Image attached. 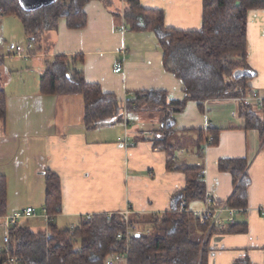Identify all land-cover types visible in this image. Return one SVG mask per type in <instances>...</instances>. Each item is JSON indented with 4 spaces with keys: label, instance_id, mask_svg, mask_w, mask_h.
<instances>
[{
    "label": "crops",
    "instance_id": "0c3cea01",
    "mask_svg": "<svg viewBox=\"0 0 264 264\" xmlns=\"http://www.w3.org/2000/svg\"><path fill=\"white\" fill-rule=\"evenodd\" d=\"M127 1L88 3L86 27L72 30L62 19L45 35L42 49L30 47L17 17L0 15V81L7 97V117L0 123V176L7 180V215L30 207L42 213L47 173L61 183V212L52 222L59 230L77 227L88 215L127 207L133 220L161 216L171 211L173 196L185 190L186 175L168 168V153L149 137L156 118L126 114L122 124L89 130L81 96L40 93L46 62L66 56L81 57L77 68L85 81L122 102L137 91L151 90L167 92L170 101L184 100L182 83L164 68L156 34L131 31L126 25ZM137 1L146 10L162 11L167 28L195 32L202 27L203 0ZM247 40L248 64L254 72L248 86L261 99L252 106L264 118V10L248 13ZM118 64L120 73L115 72ZM240 106L239 99L209 100L202 106L189 101L174 115L172 164L203 165L206 191L219 200L229 202L236 189L233 176L221 171L219 162L242 159L248 164V205L225 231L206 232L209 264L240 259L264 264V137L246 127ZM210 132L218 135L215 146H207ZM125 135L134 147L119 142ZM202 207L203 203H193L189 208ZM21 224L35 233L49 231L43 217ZM0 230L4 235L1 219Z\"/></svg>",
    "mask_w": 264,
    "mask_h": 264
},
{
    "label": "trees",
    "instance_id": "16d2710c",
    "mask_svg": "<svg viewBox=\"0 0 264 264\" xmlns=\"http://www.w3.org/2000/svg\"><path fill=\"white\" fill-rule=\"evenodd\" d=\"M92 1L109 5L111 0H57L35 8L23 6L20 0H0V15L17 17L24 26L30 47L42 49L45 35L55 31L62 19L69 29H84L88 21L84 9ZM126 5L125 21L131 31L156 34L163 51L164 68L182 83L184 100L170 101L167 92L151 90L137 91L122 102L116 95L103 92L99 85L85 81L77 68L81 57L70 59L66 56H56L46 62L40 93L81 96L84 124L89 130L122 124L126 114L158 120L149 137L156 148L168 153V168L186 175V188L173 196L171 211L142 220L131 218V223L139 224L142 230L148 228L150 233L131 239L128 264H209L205 234L220 229H209L191 212L179 211L183 201L188 209L193 203H203L206 185L201 177L203 165L172 164L171 140L176 133L174 115L181 113L189 101L202 106L209 100L242 99L252 93L248 86L252 78L249 73H254L248 64V13L264 10V0H203L202 27L195 32L167 28L162 11L146 10L137 0H128ZM6 98L0 81V123L7 117ZM239 112L246 127L257 130L264 137V118L253 106L241 104ZM208 134L214 137L208 146L217 145V133ZM247 167L242 159L219 162V169L230 173L236 183L228 203L237 209L248 205ZM46 181L44 208L54 220L61 212V183L52 173H47ZM7 213V180L0 176V219ZM125 230L118 216L107 221L105 214L85 219L68 230H59L51 222L48 233H35L29 226L19 224L10 230L8 253L24 259L25 264H105L109 256L125 251L126 241L117 240L118 234ZM234 264L250 263L248 259H240Z\"/></svg>",
    "mask_w": 264,
    "mask_h": 264
},
{
    "label": "built area",
    "instance_id": "2783aa9c",
    "mask_svg": "<svg viewBox=\"0 0 264 264\" xmlns=\"http://www.w3.org/2000/svg\"><path fill=\"white\" fill-rule=\"evenodd\" d=\"M122 32H125L126 29H122ZM17 52L19 55L22 53V48L17 47ZM122 71V66L120 64L115 68L116 73H120ZM241 104L252 105L255 101L260 99L259 95L255 92L251 93L246 98L239 99ZM113 126V125H110ZM214 140V137L210 136L207 141V146L210 145ZM119 142L122 143L126 147H134L136 144L133 141H130L127 135L120 137ZM206 170L203 168L201 171V177L203 181H205ZM180 212H191L196 218L199 219L200 223L203 225H207L209 229H226L230 224L235 223L236 217L243 213L245 209H237L231 207L228 202H224L215 197V195L206 191L205 199L203 201L202 209L191 210L186 208V203L183 201L179 207ZM133 215V211L131 208L127 207L121 211L114 213L105 214L107 221H111L114 216H118L120 220L126 226V230L123 233L118 234L117 240L126 241L127 247L125 251L119 254H115L109 256L105 260V264H128L131 248L130 241L134 236L141 235L142 233L149 234L150 231L148 228L145 230L141 229V226L137 223H131V218ZM35 217H43L46 223L49 225L53 222V217L47 214L45 208L42 209V213H37L36 209L30 207L27 209L15 211L11 214L6 215L2 218L3 226H4V235H3V247L0 248V264H25L24 259H21L17 256H11L8 253V245L10 242V230L23 221L35 218ZM93 216L88 215L86 220H91Z\"/></svg>",
    "mask_w": 264,
    "mask_h": 264
},
{
    "label": "water",
    "instance_id": "95a60500",
    "mask_svg": "<svg viewBox=\"0 0 264 264\" xmlns=\"http://www.w3.org/2000/svg\"><path fill=\"white\" fill-rule=\"evenodd\" d=\"M22 5L27 7V8H35L47 3H54L57 0H20ZM250 76H252V74L249 73Z\"/></svg>",
    "mask_w": 264,
    "mask_h": 264
},
{
    "label": "rangeland",
    "instance_id": "374dc122",
    "mask_svg": "<svg viewBox=\"0 0 264 264\" xmlns=\"http://www.w3.org/2000/svg\"><path fill=\"white\" fill-rule=\"evenodd\" d=\"M24 45H26L25 42H24ZM200 209H202V208H200ZM191 210H192V209H191ZM193 210H195V209H193ZM2 238H3V231L0 230V243H3V242H2ZM2 246H3V244H2Z\"/></svg>",
    "mask_w": 264,
    "mask_h": 264
}]
</instances>
